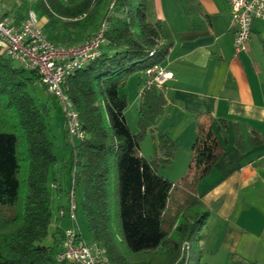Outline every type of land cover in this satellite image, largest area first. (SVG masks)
Instances as JSON below:
<instances>
[{
  "label": "trees",
  "instance_id": "1",
  "mask_svg": "<svg viewBox=\"0 0 264 264\" xmlns=\"http://www.w3.org/2000/svg\"><path fill=\"white\" fill-rule=\"evenodd\" d=\"M147 6L148 0H35V9L46 18L43 30L63 47L84 42L81 33L99 16L107 21L109 49L102 47L63 85L85 132L72 156L76 168L71 174L93 242L111 264H205L200 240L210 210L200 201L198 184L225 156L214 125L228 123L201 114L185 174L174 182L160 173L178 148L174 138L156 128L167 103L164 85L146 74L137 133L128 125V99L120 90L131 71L160 63L173 45L161 20H147ZM151 57L161 59L149 62ZM34 78L41 79L35 69L0 51V264H76L57 258V240L40 243L51 233L50 171L58 157L48 133L47 107L30 91ZM149 131L154 135L152 158L140 150ZM233 132L243 151L236 124ZM251 141L262 143L264 136L254 132Z\"/></svg>",
  "mask_w": 264,
  "mask_h": 264
},
{
  "label": "crops",
  "instance_id": "2",
  "mask_svg": "<svg viewBox=\"0 0 264 264\" xmlns=\"http://www.w3.org/2000/svg\"><path fill=\"white\" fill-rule=\"evenodd\" d=\"M30 8L35 9L30 6L23 13H14L18 10L14 7L11 13L5 12L20 23ZM37 14L43 25L46 18L39 11ZM147 20H161L164 35L173 41L160 62L173 72V77L163 86L167 103L156 128L174 138L178 148L172 162L160 167V173L174 181L186 170L201 114L208 112L228 123L214 125L225 156L198 184L200 201L210 210L200 240L202 261L264 264V141H251L254 132L264 136V19L253 22L247 49L239 53L234 45L227 0H148ZM100 22L101 16L81 33L83 41L86 33L90 37L98 30ZM34 80L30 87L36 100L41 99ZM36 80L44 85L41 79ZM233 124L243 134V151L234 141ZM48 133L53 141H58L62 134L69 137L65 122L56 130L48 126ZM68 146L63 147L67 150ZM56 155L58 161L50 171V181L58 183V188L52 190L54 228L50 226V234L61 245L64 229L75 226L67 214L59 213L68 202L72 164ZM80 192L77 188L79 198Z\"/></svg>",
  "mask_w": 264,
  "mask_h": 264
},
{
  "label": "built area",
  "instance_id": "3",
  "mask_svg": "<svg viewBox=\"0 0 264 264\" xmlns=\"http://www.w3.org/2000/svg\"><path fill=\"white\" fill-rule=\"evenodd\" d=\"M231 9L236 52L245 51L252 34L253 22L264 19V0H227ZM107 21L84 42L63 47L48 38L40 23L37 11L30 8L20 23L0 8V51L14 62L27 69H35L46 89L61 98L65 111V126L75 153L76 145L85 137L78 110L64 92L67 77L77 68L100 54L105 43ZM158 86L173 77V72L162 64L155 63L145 70ZM76 168L74 164L73 169ZM52 190L58 183L51 182ZM76 183L72 176L68 188V202L60 209L61 216L67 214L75 226L67 227L57 253L60 260L76 264H111L104 250L94 242H88L79 230L77 221ZM187 244V243H186Z\"/></svg>",
  "mask_w": 264,
  "mask_h": 264
},
{
  "label": "rangeland",
  "instance_id": "4",
  "mask_svg": "<svg viewBox=\"0 0 264 264\" xmlns=\"http://www.w3.org/2000/svg\"><path fill=\"white\" fill-rule=\"evenodd\" d=\"M33 6L35 7V4L33 0H0V8L5 11L7 10L9 13H11L12 9L14 7H18V10L14 13H17L20 11V13H23L28 7ZM36 10V9H35ZM11 15V14H10ZM103 19L101 18V22ZM100 22V24H101ZM100 27V25H99ZM99 29V28H98ZM89 33H86L85 39L89 37ZM102 47L105 49L107 47L106 43H103ZM161 59V57H151L148 61L154 62ZM147 75L145 73V70L143 67L138 66L133 71H131L128 76L127 80L124 85L121 86L120 90L123 94H126L128 99V106L126 108L125 114L127 118L128 125L133 133H137L139 131L138 127V104H139V95L140 91L143 87V85L146 82ZM142 79V83H141ZM34 83L36 84V90L37 94L40 96L41 99H37L38 104L42 105V103L48 108V114L46 115V122L49 126L50 130H56V128H60L63 123L65 122V111L64 106L62 103V100L60 97L50 93L44 85L41 84L39 80H34ZM31 84V83H30ZM30 91L32 95L33 90L30 87ZM53 140V139H52ZM55 146V152L58 154L60 160H67L72 163V150L71 147V140L70 137L66 138L61 135L58 141L56 139L54 140ZM67 144L68 149L66 150L63 146ZM61 146V148H59ZM140 150L142 154H145L147 158H150L152 154H154L155 147H154V135L151 131H149L144 138L140 142ZM144 155V156H145ZM178 163V162H177ZM189 163V162H188ZM178 165V164H177ZM188 167V164H187ZM73 168V167H72ZM162 168V167H161ZM187 170V168H186ZM186 170L178 176L174 182L179 181L181 176H183L186 172ZM176 174V173H175ZM80 198L76 194V201H77V221L79 224V230H82L85 239L88 242H93V239L91 237V234L88 229L87 220L85 217V214L83 212L82 206L79 202ZM176 202V197H172L170 200V205H174ZM54 228L53 224L51 225V229ZM66 229V228H65ZM64 229V230H65ZM41 244L49 245L54 243L53 236L50 234L46 238H44L42 241H40Z\"/></svg>",
  "mask_w": 264,
  "mask_h": 264
}]
</instances>
